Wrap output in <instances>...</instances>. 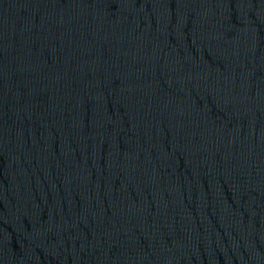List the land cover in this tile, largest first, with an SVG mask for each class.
<instances>
[{
	"label": "water",
	"instance_id": "1",
	"mask_svg": "<svg viewBox=\"0 0 264 264\" xmlns=\"http://www.w3.org/2000/svg\"><path fill=\"white\" fill-rule=\"evenodd\" d=\"M0 264H264V0H0Z\"/></svg>",
	"mask_w": 264,
	"mask_h": 264
}]
</instances>
